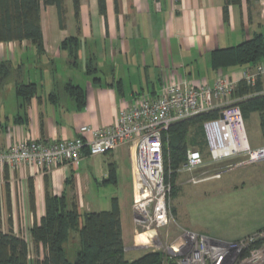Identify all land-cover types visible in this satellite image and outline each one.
Returning a JSON list of instances; mask_svg holds the SVG:
<instances>
[{
	"label": "crops",
	"instance_id": "1",
	"mask_svg": "<svg viewBox=\"0 0 264 264\" xmlns=\"http://www.w3.org/2000/svg\"><path fill=\"white\" fill-rule=\"evenodd\" d=\"M224 5L225 0H106L102 15L98 0H79L78 11L73 0H65L63 26L55 6H42V52L27 40L0 43V65L11 70L0 81V146L69 140L79 136L82 127L110 126L120 110L157 98L171 84L213 86L219 77L238 84L257 65L215 70L212 53L257 34L264 38V0L231 5L227 22ZM67 38L79 41L72 60L61 49ZM258 65H264V59ZM18 84H34L36 94L23 100L17 96ZM68 84L83 90L82 109L68 94ZM83 137L92 139L90 133ZM133 156L131 146H124L107 155H86L78 167L64 164L49 172L31 165L0 169L2 231L23 237L29 257L34 251L36 259H43L31 229L46 213L47 196L65 194L81 213L110 210L114 198L103 200L96 186L109 183L111 166L118 185L117 169L128 160L132 170ZM120 209L125 253L136 251L127 246L125 233L129 240L133 231L125 226L121 204Z\"/></svg>",
	"mask_w": 264,
	"mask_h": 264
},
{
	"label": "built area",
	"instance_id": "2",
	"mask_svg": "<svg viewBox=\"0 0 264 264\" xmlns=\"http://www.w3.org/2000/svg\"><path fill=\"white\" fill-rule=\"evenodd\" d=\"M258 78H264V65L245 72L243 80L254 85ZM236 88L237 82L226 77H219L213 86L171 84L157 98L147 97L120 110L110 126L82 127L80 135L69 140H25L6 149L0 146V169L31 165L49 172L64 164L78 167L86 155H107L131 146L133 224L136 234L154 245L170 222L172 185L165 175V134L173 124L218 110L220 117L204 125L212 161L237 155L248 156L252 163L264 161V147L251 148L243 114L233 98ZM86 133L91 140L83 137ZM203 162L202 154L190 149L178 171L191 173ZM168 254L177 264H264V228L233 241L187 232L168 248Z\"/></svg>",
	"mask_w": 264,
	"mask_h": 264
},
{
	"label": "trees",
	"instance_id": "3",
	"mask_svg": "<svg viewBox=\"0 0 264 264\" xmlns=\"http://www.w3.org/2000/svg\"><path fill=\"white\" fill-rule=\"evenodd\" d=\"M73 2L75 10L78 11L79 0ZM98 2L101 14L105 15L106 0H98ZM64 3L65 0H0V43L27 40L42 52L41 8L55 6L63 26ZM117 3L116 1V5ZM231 5L240 6L241 0H225L226 22L229 19ZM78 44L77 38H67L62 42L61 49L68 51L72 60L76 58ZM263 59L264 38L261 34H257L237 46L214 51L212 66L215 70H219L258 65ZM87 71L89 74L92 73V63L87 66ZM10 73L8 65H0V81L6 79ZM261 79L258 78L254 85H248L245 80L240 81L233 98L237 99L236 105L241 109L245 121H249L253 114H258L264 139V92ZM66 90L77 103V107L82 109L85 104L83 90L72 84H68ZM16 92L18 97L28 100L36 94V87L34 84H18ZM219 117L220 112L214 110L177 122L169 128L165 134V175L171 185L178 170L185 163L188 151L196 149L201 153L208 148L204 125ZM107 182L116 183L113 166ZM70 183L72 181L68 180L67 184ZM111 203L110 210L81 213L77 204L70 202L65 194L59 197L48 195L46 213L31 229L35 247H41L44 251V258L35 260L34 264H177L176 258L157 251L147 252L133 261L127 260L120 204L117 198L112 199ZM1 226L0 218V264H32L26 240L13 233H4ZM71 231L78 234L80 244L73 260L68 259L64 248L69 241Z\"/></svg>",
	"mask_w": 264,
	"mask_h": 264
},
{
	"label": "rangeland",
	"instance_id": "4",
	"mask_svg": "<svg viewBox=\"0 0 264 264\" xmlns=\"http://www.w3.org/2000/svg\"><path fill=\"white\" fill-rule=\"evenodd\" d=\"M245 125L251 148L264 147L258 114H253ZM201 153L204 157L201 167L191 173L178 172L175 177L170 192V222L159 232L154 245L135 232L132 170L128 160L117 169L118 185L96 186L103 200L118 198L125 226L133 231L129 240V232L125 233V240L127 246H135L137 250L127 252V260H136L151 251L169 256L168 248L181 242L187 232L233 241L264 228V161L252 163L248 162V156L237 155L213 162L208 148ZM64 248L68 259L73 260L80 248L76 232L71 231ZM35 260L33 251L30 261L34 264Z\"/></svg>",
	"mask_w": 264,
	"mask_h": 264
}]
</instances>
